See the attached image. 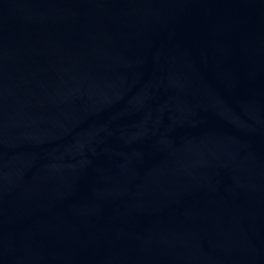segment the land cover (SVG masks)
Listing matches in <instances>:
<instances>
[{
    "label": "water",
    "instance_id": "water-1",
    "mask_svg": "<svg viewBox=\"0 0 264 264\" xmlns=\"http://www.w3.org/2000/svg\"><path fill=\"white\" fill-rule=\"evenodd\" d=\"M0 264H264V0H0Z\"/></svg>",
    "mask_w": 264,
    "mask_h": 264
}]
</instances>
